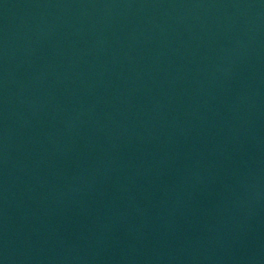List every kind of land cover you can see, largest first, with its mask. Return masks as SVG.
Instances as JSON below:
<instances>
[{
	"label": "water",
	"instance_id": "1",
	"mask_svg": "<svg viewBox=\"0 0 264 264\" xmlns=\"http://www.w3.org/2000/svg\"><path fill=\"white\" fill-rule=\"evenodd\" d=\"M0 264H264V0H0Z\"/></svg>",
	"mask_w": 264,
	"mask_h": 264
}]
</instances>
